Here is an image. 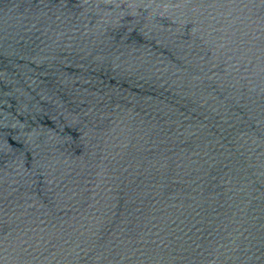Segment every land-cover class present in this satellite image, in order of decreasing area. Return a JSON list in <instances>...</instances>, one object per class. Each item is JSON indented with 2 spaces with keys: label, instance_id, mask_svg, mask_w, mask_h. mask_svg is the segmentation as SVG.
<instances>
[{
  "label": "water",
  "instance_id": "95a60500",
  "mask_svg": "<svg viewBox=\"0 0 264 264\" xmlns=\"http://www.w3.org/2000/svg\"><path fill=\"white\" fill-rule=\"evenodd\" d=\"M0 264H264V0H0Z\"/></svg>",
  "mask_w": 264,
  "mask_h": 264
}]
</instances>
